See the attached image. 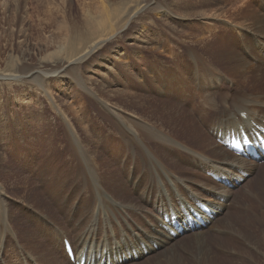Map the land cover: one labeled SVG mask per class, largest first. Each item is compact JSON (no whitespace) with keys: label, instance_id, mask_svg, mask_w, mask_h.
<instances>
[{"label":"rangeland","instance_id":"rangeland-1","mask_svg":"<svg viewBox=\"0 0 264 264\" xmlns=\"http://www.w3.org/2000/svg\"><path fill=\"white\" fill-rule=\"evenodd\" d=\"M263 61L264 0H0V264H74L62 238L95 253L215 192L219 220L119 264H264V161L217 131L264 124Z\"/></svg>","mask_w":264,"mask_h":264},{"label":"bare ground","instance_id":"bare-ground-1","mask_svg":"<svg viewBox=\"0 0 264 264\" xmlns=\"http://www.w3.org/2000/svg\"><path fill=\"white\" fill-rule=\"evenodd\" d=\"M103 5V4H102ZM102 18L105 22H109L112 18V15H113V12L111 9H109L107 6H104L102 7ZM264 62V61H263ZM242 109V108H240ZM239 109V110H240ZM238 111V110H237ZM245 110H240L241 113H244ZM231 113V112H230ZM228 115V114H227ZM248 116L244 117L242 115L238 116L237 120L235 121V117L233 118V122L230 124V125H227L228 127H225L224 125H221V126H224L226 128V130H223V128H217V131L220 132V131H224V132H227L228 130L232 131L234 130L235 132H239L240 131V125H238L236 127V125L238 124H243L246 126V124H248L249 122L252 123L254 122L255 126L256 127H259L258 125L261 124V125H264L263 123H259L255 120V114L254 112H249L247 114ZM249 123V124H250ZM244 126V127H245ZM188 128V127H187ZM246 128V127H245ZM228 129V130H227ZM257 130H259V128H257ZM257 130H250L249 132V135L251 136H255L256 135V131ZM191 131H193L194 133H198V131L195 129V128H191ZM199 137V136H198ZM228 149L224 147V150L223 151H227ZM229 153L232 154V156L228 153V155L231 157V158H234L237 156L236 153L232 152L231 150L228 151ZM243 160L244 159H236L234 161H231V164H235V168L236 167H247L245 166L246 164L243 163ZM225 161H228V160H225ZM224 162V161H223ZM233 162V163H232ZM175 164V163H174ZM220 164V163H219ZM229 164V163H228ZM230 164V165H231ZM248 169V168H247ZM235 170V169H233ZM226 171V170H225ZM213 172V171H212ZM215 173V172H214ZM230 173V172H229ZM217 175L221 176L222 173L220 172H217L216 173ZM264 174V173H263ZM227 175V174H226ZM228 179H232L229 175H227ZM202 177V176H201ZM260 178V177H259ZM262 180L264 178H261ZM260 179V180H261ZM198 182V181H197ZM232 182V181H231ZM213 183V182H212ZM179 185V184H178ZM159 186V187H158ZM156 185L155 184V188H158L160 189V185ZM166 187V185H164ZM176 186V185H175ZM213 186H222L220 184H218L217 182H214L213 183ZM169 191V194L172 195L174 193V191L168 187H166ZM214 188V187H213ZM257 188V187H256ZM175 190V189H174ZM226 191V190H225ZM179 192H181V194H184L186 195V193H183L182 192V187L180 186L179 188ZM254 191H246L244 192L242 195L241 194V198H246L248 197L247 195H250L252 193L253 197H255V192L253 194ZM258 192V191H257ZM256 192V193H257ZM215 196H211L213 197V200L214 203L210 204L209 206L212 207V210H214L215 214L213 215V217L211 216H208L206 213H202L203 214V218H204V221H205V224H199L198 226H195L194 228L193 227H189V226H186V225H183L184 228H183V231L184 233H190V232H199V231H203L204 228L203 226H208L209 223L212 224L213 222V219H220V216L224 213V211H226V205L227 203L225 202V200H221L222 196L218 193L215 192ZM219 195V197H217ZM181 196V195H180ZM187 196V195H186ZM186 196L182 199L180 198V201L178 202L180 204V207L175 204V206L172 208L171 211H173L172 214L176 215L178 218H180V222H184V221H188L186 217L188 216H192L191 214V207H197V204L196 202L199 201L198 199H193L194 196H190V201H187L186 200ZM147 197V196H146ZM210 197V198H211ZM219 200H218V199ZM238 197V199L235 200V203L234 204H237L239 205V200L241 199ZM224 199V198H223ZM143 202L144 200L141 199ZM246 200V199H245ZM238 202V203H237ZM250 201H248L247 203H243L241 205H243L244 207V210L243 212L241 211V213L239 214V216L242 215L243 216H250L251 218H248L250 220L255 219V215H257L258 211L254 212V214L251 212L250 208L253 209V206L252 204L249 203ZM255 204V203H254ZM244 205H247L248 207H245ZM234 206V205H233ZM171 207V206H170ZM240 207V206H239ZM238 207V208H239ZM111 208L112 210H121V209H118L117 206L115 205H111ZM241 208V207H240ZM243 209V208H242ZM109 210V209H108ZM241 210V209H240ZM239 210V211H240ZM169 212L168 215H171V211L167 208V210H164V212ZM238 211V209L236 210ZM235 211V212H236ZM123 212V211H121ZM120 213V212H119ZM231 213V212H230ZM230 213L228 214L225 213L227 215V219L229 218L230 216ZM263 213L264 211L262 212V215L259 216V217H262L263 216ZM261 214V213H260ZM237 215V213H236ZM234 215V216H236ZM259 215V214H258ZM238 216V217H239ZM108 218V217H107ZM225 218V217H224ZM231 218V217H230ZM263 218V217H262ZM218 219V220H219ZM226 219V218H225ZM238 219V218H236ZM246 219V218H245ZM245 219H242V220H245ZM222 220V219H221ZM221 220L218 222L220 223ZM239 220V219H238ZM237 220V221H238ZM114 221V220H113ZM113 221L109 223H107L106 221V224H109L110 225V229L108 230L107 233H105L104 236H101V239H102V242H105L103 245L101 244V242H96L95 241V247L99 246L100 249L95 250V253H90V250H86V246H84L83 248L81 247L80 250H77V254L79 255L80 252L81 254L78 256L77 259H82L84 257L85 261H86V264H119V263H123L125 261H130V260H135V259H140L142 257H144L145 254H149V253H153L155 252V247L157 248H160V247H165L166 245L170 244L173 239H175L177 236L180 235V232L172 225L173 221L171 222V225L168 227V229H165L163 227V224H165V220H164V216L162 217V219H157V223L154 221V222H151L149 225L148 223H146V229L145 230H142L141 227H144L142 225V221L141 220H137L136 221V226H138L137 229H133L132 232H127V237L124 238V240H120L118 237L121 235V228H120V233H118L116 231V227H115V223H113ZM178 221V220H176ZM232 222V221H231ZM235 222V221H234ZM244 222V221H243ZM255 222V221H254ZM226 223V227L229 228V221L226 220L225 221ZM248 223V221H247ZM231 224V223H230ZM233 224V223H232ZM244 224V223H243ZM242 224V225H243ZM210 225V224H209ZM235 225V224H233ZM240 225V224H239ZM101 226H103V222L101 224ZM238 226V225H237ZM246 226V224H245ZM106 227V226H105ZM125 226H123L124 228ZM224 227V226H223ZM235 227V226H234ZM247 227V226H246ZM214 228L216 229H220V227L218 226H215ZM227 228H223V229H220L222 233H224L225 235H227V237L229 236V238L233 237V240H234V236H235V231L233 229L230 228L227 229ZM261 228V226H260ZM260 228H258L259 230H261ZM125 229V228H124ZM247 229V228H246ZM252 229V227L250 228ZM264 229V228H262ZM226 230V231H225ZM236 230V229H235ZM257 230V228H256ZM123 231V230H122ZM174 231L175 234H172L171 232ZM239 231V230H238ZM237 231V232H238ZM244 231H246L244 229ZM262 231V230H261ZM249 232L252 233V231L250 230ZM259 232V231H258ZM90 233V232H89ZM93 233V232H92ZM247 233V232H246ZM260 233V232H259ZM258 233V235H259ZM205 234V233H204ZM223 234V235H224ZM250 235V234H249ZM251 236V235H250ZM254 236V235H253ZM251 236V237H253ZM261 236H264V232L261 233ZM111 237L112 239H116V241H112L111 245L108 244V238ZM123 237V236H122ZM241 237V236H240ZM61 238V236H60ZM228 239V238H227ZM63 240V238L61 239ZM60 240V241H61ZM88 241V235L86 237V240L84 241L83 244H85L86 242ZM90 242H93V241H90ZM64 243V242H63ZM114 243V244H113ZM232 244V242H231ZM144 247V248H143ZM74 251H75V247H74ZM97 251H99L100 253H97ZM236 253V252H235ZM67 254V253H66ZM237 254V253H236ZM214 255V254H213ZM251 256V255H250ZM253 256V255H252ZM214 257V256H213ZM236 258V257H235ZM226 259V258H225ZM227 261V260H226ZM239 264V263H237ZM241 264V263H240Z\"/></svg>","mask_w":264,"mask_h":264}]
</instances>
